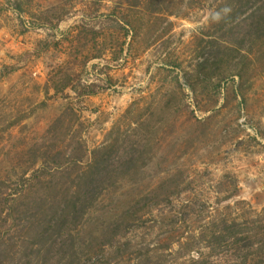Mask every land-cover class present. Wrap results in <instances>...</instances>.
Masks as SVG:
<instances>
[{"label": "rangeland", "instance_id": "1", "mask_svg": "<svg viewBox=\"0 0 264 264\" xmlns=\"http://www.w3.org/2000/svg\"><path fill=\"white\" fill-rule=\"evenodd\" d=\"M0 264H264V0H0Z\"/></svg>", "mask_w": 264, "mask_h": 264}]
</instances>
